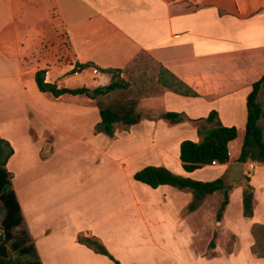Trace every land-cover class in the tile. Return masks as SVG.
I'll list each match as a JSON object with an SVG mask.
<instances>
[{
  "label": "crops",
  "instance_id": "1",
  "mask_svg": "<svg viewBox=\"0 0 264 264\" xmlns=\"http://www.w3.org/2000/svg\"><path fill=\"white\" fill-rule=\"evenodd\" d=\"M146 63L160 69L157 88L161 92L139 98V110L144 103L161 104L160 113L155 114L159 120L144 122L142 117L143 122L125 134V142L111 147L117 163H102L108 155L91 138L82 142L91 152L86 163L76 162L75 155L66 161L62 157L57 163L58 154L68 149L58 146L47 129L41 132L42 143L21 137L23 133L12 122L0 125L2 138L14 149L7 164L12 188L41 262L115 264L80 244L78 237L85 236L97 238L121 264H166L171 254L172 264H264V258L251 252L255 245L251 227L264 225L263 164L253 163L249 182L254 194L253 217L243 215L239 221L243 190L233 185L229 192L223 222L238 238L246 236L248 242L245 250L225 259L222 254L216 256L218 253L202 259L192 249L196 232L186 218L193 201L190 191L170 186L153 189L134 179L143 168L156 166L197 181H212L223 178L229 165L238 162L244 140L240 131L245 134L247 123V97L253 84L264 76V0H0V88L6 97L2 103L6 110L14 104L21 106L32 89L38 92L37 97L46 99L49 110L58 111L49 115L38 109L46 124L62 121L59 114L66 120L80 115L88 119L93 100L85 95L55 98L42 93L34 83L36 72L45 70L47 82L69 89L89 88L82 80L87 73L94 79L89 88L93 90L109 85L111 71L117 70L134 87L139 74L146 71ZM94 69L98 77H94ZM168 81L197 96L173 97ZM192 106L201 116L185 110ZM213 110L224 126L238 130L237 139L229 144L230 162L186 172L180 144L202 139L195 130L183 127L189 123L171 124L160 115L179 112L200 119ZM15 116L9 113L6 120ZM145 148L156 150L159 159L123 163L125 158L141 161L136 153ZM207 168L220 169L209 178H195ZM236 193L239 215L238 220H232ZM207 200L188 211L189 215L204 211ZM138 250L145 251L146 257Z\"/></svg>",
  "mask_w": 264,
  "mask_h": 264
},
{
  "label": "trees",
  "instance_id": "2",
  "mask_svg": "<svg viewBox=\"0 0 264 264\" xmlns=\"http://www.w3.org/2000/svg\"><path fill=\"white\" fill-rule=\"evenodd\" d=\"M89 66V65H85ZM112 81L107 86H99L96 89L89 88H59L56 83L46 81V71L39 70L35 74L37 88L42 93H49L55 98L69 94L73 96L85 95L91 100L100 96H107L116 92L121 94L117 102L113 104H97L100 121L96 124L95 133L105 134L111 138L115 136L116 126L121 124L132 127L142 121V114L139 111V99L130 95V85L121 78V71L112 70ZM264 86V76L253 84V89L247 97V123L244 140L238 162L245 164L258 163L264 165V130L260 120L263 116V109L259 99V93ZM127 92V93H126ZM192 96L196 93L190 91ZM160 119L169 121L171 124H180L185 121L184 113L166 112L160 115ZM198 135L202 137L200 142L184 140L180 144V160L186 172H194L211 166L214 161L219 164L230 162L229 144L238 137V130L235 126H224L219 118L218 112L213 110L206 118L195 120ZM14 155L11 143L0 138V202L4 210V218L0 225V264H14L9 256V245L19 252L22 257L28 258L24 264H43L36 251L33 239L24 227V218L15 191L12 188L11 174L7 164ZM248 181L251 180L250 172H246ZM138 182L148 185L153 189L161 186H170L179 190L190 191L193 195L189 209L194 211L211 195L224 192V200L218 211V221L222 220L223 213L229 204V192L235 186H225L223 178L219 177L212 181H197L191 178L174 174L165 167L147 166L134 175ZM254 194L250 185L243 190V215L246 218L253 217ZM23 227V228H21ZM21 228L19 235L15 232ZM263 228L255 226L254 229ZM78 241L84 244L97 254L107 256L115 264H121L116 260L108 249L95 237L79 236ZM255 247V248H254ZM253 251L264 258V247L257 244ZM259 248L258 251L257 248Z\"/></svg>",
  "mask_w": 264,
  "mask_h": 264
},
{
  "label": "rangeland",
  "instance_id": "3",
  "mask_svg": "<svg viewBox=\"0 0 264 264\" xmlns=\"http://www.w3.org/2000/svg\"><path fill=\"white\" fill-rule=\"evenodd\" d=\"M145 72L141 76L139 74V81H135V86L132 87V84L130 86V95H132L134 98H145L146 93L159 95L161 90L160 88H157L158 84L160 83V69L156 68L153 64L146 63ZM99 73H97L96 76L98 77ZM159 78V81L156 79ZM82 80H85L86 84L89 86L94 85V79L90 78L87 73H84L82 76ZM99 80V79H98ZM97 80V81H98ZM34 81V79H33ZM35 83V81H34ZM36 85V84H35ZM171 93H174L177 97L178 95L183 96H190L189 91L187 89H184L179 83L168 81V85H166ZM31 94H29V97H25L23 99V104L11 106L9 110H6V108H3V101H5V94L1 93L0 88V125H3V123L12 122L13 126L16 127L19 132L23 133L21 137H27L33 140V142H42V134L41 132L43 129H47L48 133L47 135L51 134L54 139L56 140L58 146L66 147L68 150L62 151L57 156V163H59L60 159L63 157V161H66V157H69L70 155H75L77 158L75 161L78 163H86V157L87 153L91 154L89 150L86 149V146L82 144L83 141L89 142V138L94 139V142L101 145V147L105 150L108 156H106V159L102 161V163H117V158L113 156V152L111 147L117 146L119 142H125L124 137L125 134L131 133V127H126L124 125H117L115 136L113 138H110L107 135L104 134H95V124L94 122H97L99 120V111L98 108L94 106H97V104H113L118 101L120 98L119 96L124 92H116L107 96H100L98 97L94 102L92 101V106L89 107V115L88 119L86 117H81V115L77 118L76 116L73 117V120H66V117L64 114H59L57 117L61 118L62 121H57L56 125H50L46 124V121L43 120V117H40L38 115V109L51 115H57L58 111H53L48 109V102L46 99H40L37 97L38 92L34 93L32 89H30ZM127 93V92H126ZM258 102L262 105L263 113H264V89H261L259 93V99ZM163 105V104H162ZM20 106V107H19ZM23 107V108H22ZM41 108V109H40ZM200 109V108H198ZM6 110V111H5ZM55 110V109H54ZM190 115L193 116H201L200 110H196V106H192V108L186 107L185 109ZM142 114L143 121L146 120L150 121H157L159 120V117H155L156 113H160L161 111V104L151 105V104H141L140 110ZM16 114L15 118L12 120L7 121L6 117L7 115ZM185 121L182 123H189L186 126H183L185 128L188 127V129H193L196 132L198 123L195 121L197 119H191L189 116H187L186 113H184ZM97 120V121H95ZM142 121V122H143ZM261 126L264 130V114L261 118ZM141 126L143 129V133L145 131V123H143ZM140 127V128H141ZM166 132V131H165ZM138 134V133H137ZM181 134V133H179ZM198 134V132H197ZM244 135L243 131H240V137L242 138ZM0 138H2L1 132H0ZM50 138V136L48 137ZM179 137H176V140H178ZM199 138L202 139L200 136ZM19 138H16V141ZM171 140V139H167ZM174 139V141L176 142ZM43 143V142H42ZM22 152H25L22 151ZM139 158H141V161L139 159L134 158V161H130L129 158H125L123 163H141L146 161H152V158L159 159L156 150H153L151 148L146 149L143 152L136 153ZM127 155H129L127 153ZM126 156V153H125ZM48 157V156H45ZM116 160V161H115ZM148 163V162H147ZM220 168H207L203 171L197 172L194 176L195 178L199 177H205L209 178L213 175H215ZM248 171V170H247ZM261 172V171H260ZM254 171L250 172V178ZM191 178V177H190ZM250 181L247 182L246 185L243 183L239 184L241 189L244 190L247 185H250ZM251 186V185H250ZM258 186V185H255ZM171 190V189H170ZM259 191V190H258ZM188 192V191H187ZM190 193V192H189ZM207 204L204 208V211L200 212L197 215H189L188 211H192L189 208H187V222L192 226V228L195 230V236L194 239H196L194 246L192 249L197 253L198 255L202 256V259H208L210 256H218L219 258L222 254V257L228 255V254H235L238 255L240 250H245L244 244H246L248 241L246 236L240 234V238L237 237V235L227 228L225 222H223V219L221 221H218V211L220 209V206L224 200V192H218L210 197L207 198ZM0 202V225L4 218V210L2 209ZM231 218L232 220H238L239 215V198L238 193H236L233 197L232 206H231ZM243 221V214H242V207H241V218L239 221ZM242 223V222H241ZM255 226H259L258 224L251 227V237L253 239V243L257 244L260 248L264 247V225L263 228L254 229ZM23 228V227H21ZM21 228H18L15 232L16 235H19V231ZM24 229V228H23ZM197 237V238H196ZM79 242V241H78ZM81 244V243H80ZM84 245V244H83ZM9 248V256L11 259H13L14 264H24L28 258L22 257L19 252L15 251L11 245L8 246ZM254 247V246H253ZM253 247H251V252L255 254L253 251ZM255 248V247H254ZM257 248V247H256ZM259 251V248H257ZM141 254H145V251L138 250ZM261 253V251H259ZM147 254V253H146ZM256 255L259 256V254L256 252ZM145 256V255H144ZM149 257V255L147 254ZM146 257V256H145ZM166 258V264H172L174 263V258L171 254V256H167ZM260 257V256H259ZM262 258V257H261ZM225 259V258H224ZM207 261V260H206ZM196 264H203V262H198ZM205 264V262H204ZM207 264H209L207 262ZM219 264H227V262L219 263ZM229 264V262H228ZM234 264H237L236 262ZM239 264H261L258 261H248V263H239Z\"/></svg>",
  "mask_w": 264,
  "mask_h": 264
},
{
  "label": "water",
  "instance_id": "4",
  "mask_svg": "<svg viewBox=\"0 0 264 264\" xmlns=\"http://www.w3.org/2000/svg\"><path fill=\"white\" fill-rule=\"evenodd\" d=\"M246 164L242 162L231 163L229 165L228 171L223 177V182L225 186L239 185L243 183L244 185L248 182V177L246 175Z\"/></svg>",
  "mask_w": 264,
  "mask_h": 264
},
{
  "label": "built area",
  "instance_id": "5",
  "mask_svg": "<svg viewBox=\"0 0 264 264\" xmlns=\"http://www.w3.org/2000/svg\"><path fill=\"white\" fill-rule=\"evenodd\" d=\"M93 73H94L95 75H97L98 71L94 69ZM217 164H219L217 161H214V162L212 163V165H214V166L217 165ZM254 168H255L254 164L251 163L249 166H247V168H246V172L253 171ZM247 170H248V171H247Z\"/></svg>",
  "mask_w": 264,
  "mask_h": 264
},
{
  "label": "clouds",
  "instance_id": "6",
  "mask_svg": "<svg viewBox=\"0 0 264 264\" xmlns=\"http://www.w3.org/2000/svg\"><path fill=\"white\" fill-rule=\"evenodd\" d=\"M247 175V174H246Z\"/></svg>",
  "mask_w": 264,
  "mask_h": 264
}]
</instances>
